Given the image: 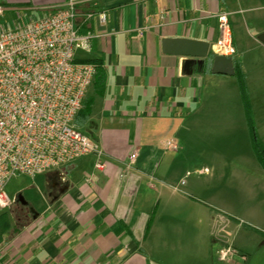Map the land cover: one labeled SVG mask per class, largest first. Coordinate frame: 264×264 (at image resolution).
<instances>
[{"label":"crops","instance_id":"0c3cea01","mask_svg":"<svg viewBox=\"0 0 264 264\" xmlns=\"http://www.w3.org/2000/svg\"><path fill=\"white\" fill-rule=\"evenodd\" d=\"M0 1L33 19L68 0ZM77 1L79 32L95 35L75 57L102 75L75 124L101 155L43 173L49 192L28 222L2 233V264H264V169L238 77L161 46L164 37L211 45L227 13L231 57L264 143V0ZM227 246L234 252L219 260Z\"/></svg>","mask_w":264,"mask_h":264},{"label":"built area","instance_id":"2783aa9c","mask_svg":"<svg viewBox=\"0 0 264 264\" xmlns=\"http://www.w3.org/2000/svg\"><path fill=\"white\" fill-rule=\"evenodd\" d=\"M77 5L68 0L24 24L0 25V209L11 202L5 186L12 177H34L87 154L101 155L99 145L75 124L96 72L94 63L75 57L77 49L89 50L95 35L79 32ZM97 18L104 23L105 14L98 12ZM218 32L210 52L232 56L225 12L218 14ZM166 145L176 148L172 141ZM103 166L98 159L95 167ZM232 252L230 246L221 248L219 260Z\"/></svg>","mask_w":264,"mask_h":264},{"label":"rangeland","instance_id":"374dc122","mask_svg":"<svg viewBox=\"0 0 264 264\" xmlns=\"http://www.w3.org/2000/svg\"><path fill=\"white\" fill-rule=\"evenodd\" d=\"M29 19L30 16L20 15L17 11H4L0 15V25L9 28L24 24ZM65 166L49 170L48 172L55 174L62 173L66 171ZM41 174L36 177L14 176L7 182L5 190L11 197V202L8 207L0 209V238L3 236L4 230L8 229L7 235L11 234L31 219L32 205L40 206L42 204L41 196L48 194L49 188L45 184L43 173ZM19 194L22 196L25 204L14 201L15 197ZM2 215H4L3 218ZM4 221L5 224H3ZM6 225L7 227L4 228Z\"/></svg>","mask_w":264,"mask_h":264},{"label":"water","instance_id":"95a60500","mask_svg":"<svg viewBox=\"0 0 264 264\" xmlns=\"http://www.w3.org/2000/svg\"><path fill=\"white\" fill-rule=\"evenodd\" d=\"M264 42V32L259 35ZM162 51L165 53L184 55L188 62L204 59L210 55V43L205 40L187 37H164L161 39ZM210 70L212 73L234 74L233 58L221 54H213Z\"/></svg>","mask_w":264,"mask_h":264},{"label":"trees","instance_id":"16d2710c","mask_svg":"<svg viewBox=\"0 0 264 264\" xmlns=\"http://www.w3.org/2000/svg\"><path fill=\"white\" fill-rule=\"evenodd\" d=\"M212 55L213 54H210L206 58L200 59L197 61L198 64H200L199 67L201 69L203 68V70H210L211 62H212ZM90 62L94 63L95 61H90ZM233 65H234V74L237 75V77H238L240 92H241L242 100H243L245 111H246V119H247V125H248L252 149L256 155V158H257L259 164L264 169V143H262V141L260 140V138L256 132L255 124H254L252 114H251V109L249 106L247 89H246V85H245V81H244V75H243V73H241V71L239 69V63L236 59L233 60ZM99 72H100V75H102L101 69L99 68V65H98L97 69H96V73L99 74ZM3 217H4V215H2V218ZM3 224H5V221L3 222ZM6 227H7V225L4 226V228H6ZM257 231H259V230L257 229ZM263 235H264V233H263ZM0 264H2L1 261H0Z\"/></svg>","mask_w":264,"mask_h":264},{"label":"flooded vegetation","instance_id":"af4514ba","mask_svg":"<svg viewBox=\"0 0 264 264\" xmlns=\"http://www.w3.org/2000/svg\"><path fill=\"white\" fill-rule=\"evenodd\" d=\"M14 201H19L20 203L25 204V202H24V200L20 194L15 197Z\"/></svg>","mask_w":264,"mask_h":264}]
</instances>
